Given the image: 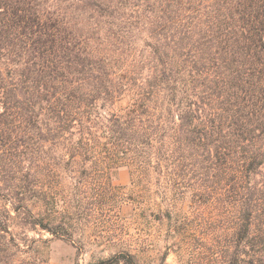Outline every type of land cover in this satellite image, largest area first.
<instances>
[{"label": "trees", "instance_id": "obj_1", "mask_svg": "<svg viewBox=\"0 0 264 264\" xmlns=\"http://www.w3.org/2000/svg\"><path fill=\"white\" fill-rule=\"evenodd\" d=\"M128 201L185 242L91 264H264V0H0V264Z\"/></svg>", "mask_w": 264, "mask_h": 264}, {"label": "rangeland", "instance_id": "obj_2", "mask_svg": "<svg viewBox=\"0 0 264 264\" xmlns=\"http://www.w3.org/2000/svg\"><path fill=\"white\" fill-rule=\"evenodd\" d=\"M112 181L115 185L126 188L124 190L127 193L126 196L130 197L132 176L129 169H120ZM187 204L185 202L183 208L188 211ZM117 210L119 224H106L107 228L104 232L96 230V234L100 235L98 238L89 234L80 243L73 244L57 239L51 241L46 250L49 264H91L101 257H108L126 245H130L132 249L144 251L147 263H151L154 257H160L177 240L178 243L185 242V240L175 239L168 234L171 228L168 224L144 219L130 201L121 205ZM106 231H109L110 234ZM29 236L39 238L36 233H30ZM44 238H51V236L45 234ZM172 248L175 249L173 246ZM188 259L193 258L188 257ZM167 262L168 264H178V258L173 251L170 252Z\"/></svg>", "mask_w": 264, "mask_h": 264}]
</instances>
